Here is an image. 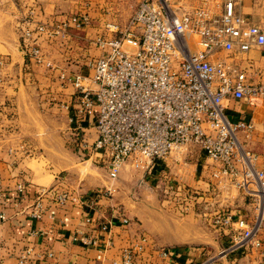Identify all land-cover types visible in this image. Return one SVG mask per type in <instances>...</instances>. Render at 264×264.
Masks as SVG:
<instances>
[{"label":"crops","instance_id":"1","mask_svg":"<svg viewBox=\"0 0 264 264\" xmlns=\"http://www.w3.org/2000/svg\"><path fill=\"white\" fill-rule=\"evenodd\" d=\"M133 1L0 0V175L7 192L0 201V264H17L25 250L30 251L29 264H119L121 249L141 236L148 244L134 264H264L261 250L225 252L228 237L213 228L211 217L217 212L249 217L253 205L234 187V178L222 183L212 178L218 166L201 151L155 161L148 171L127 164L115 181L91 151L94 119H76L71 80L76 75L91 77L88 63L101 55L95 38L105 24L123 29L134 12ZM173 1L176 6L200 5L196 0ZM237 11L264 33V0H242ZM79 15L88 16L86 28L62 26ZM30 23L46 29L35 40L38 61L28 57L21 42V32ZM237 60L247 68L252 85L264 90V46ZM84 84L95 89L88 80ZM225 106L231 120L252 124L245 146L257 169L264 171V94L250 101L228 100ZM165 178L199 192L197 213L190 207L185 215L198 218L197 225L169 219L168 214L182 215L167 201L168 194L148 195L147 188L164 193ZM18 184L24 187L22 196L16 192ZM53 186L68 194L66 204L55 203L50 194L40 198L41 189ZM37 201L42 206L39 219L32 215ZM104 224L111 226V244L101 255L96 247L75 241L106 239L100 231ZM161 249H167L171 259L161 260Z\"/></svg>","mask_w":264,"mask_h":264},{"label":"built area","instance_id":"2","mask_svg":"<svg viewBox=\"0 0 264 264\" xmlns=\"http://www.w3.org/2000/svg\"><path fill=\"white\" fill-rule=\"evenodd\" d=\"M197 1L198 8L178 15L170 0H141L123 29L105 24L94 40L101 55L88 63L91 77L76 75L71 80L76 89L73 110L78 121L94 119L96 139L90 148L111 181L127 164L148 171L155 161L178 159L192 149L201 151L218 166L212 178L221 183L234 178V187L253 205L249 217L229 212L211 217L213 228L228 237L225 252L256 249L264 254V171L257 169L245 146L253 126L243 119L231 120L225 106L228 100L250 101L264 94L250 82L247 68L241 66L244 60H237L253 47L264 46V33L239 14L242 0H222L219 13L209 11L211 0ZM89 23L87 15H79L62 26L81 29ZM45 32L43 25L31 23L22 30L21 42L29 58L39 60L35 40ZM86 80L95 89L86 86ZM161 183L164 194L186 202L181 211L201 197L197 190L169 178ZM16 192L24 194L22 184ZM48 194L59 205L69 201L68 194L56 186L39 192L40 198ZM6 195L0 175V201ZM41 212L37 201L32 215L39 219ZM100 231L106 234L102 241L88 237L75 241L96 247L101 255L111 244V226L101 225ZM147 244L141 236L122 248L119 264H134ZM157 256L171 259L167 249ZM30 257L29 250L23 251L17 264H29Z\"/></svg>","mask_w":264,"mask_h":264},{"label":"rangeland","instance_id":"3","mask_svg":"<svg viewBox=\"0 0 264 264\" xmlns=\"http://www.w3.org/2000/svg\"><path fill=\"white\" fill-rule=\"evenodd\" d=\"M133 1V0H132ZM141 0H134L133 1V3H134V9L136 8V6L138 5V3L140 2ZM197 1V0H196ZM220 3H221V1L220 0H211V2H210V5H209V11L211 12V13H219V11H220ZM131 4V3H130ZM170 5L173 7V10L175 11V13L176 14H178V15H180V14H182V13H188V12H192L194 9H196V8H198L197 6H194V5H192V4H190V3H188V2H185V3H183V4H179L178 6H176V4L174 3V1L173 0H170ZM129 6H127V8H128ZM134 9H133V11H134ZM132 12V11H131ZM133 14V12L131 13V15ZM131 17V16H130ZM128 20H126V22H127ZM188 168L186 167L185 168V172H186V174L188 175V172L186 171ZM185 172L183 171L182 172V175H184L185 174ZM182 184V183H181ZM149 194L148 195H152V194H158V196H161V195H159L160 193L162 194V196L163 195H165L164 193H162L161 192V190H157V192L156 191H152V190H150L149 188H147V189H145ZM144 190V191H145ZM167 197L168 198H166L167 199V201H171V202H173V204L175 205L174 207H176L177 209H178V211H179V213L182 215V216H179V215H170V214H168L169 215V219H172L173 221H175V222H177V223H183V222H185L186 220L188 221V222H190L191 221V223L194 225H197L196 223V221H199V219L198 218H194V219H188V218H185V217H187L188 215H187V211L190 209V207L192 208V209H195L194 210V212L195 213H197V206H199V205H197L196 204V201H193L192 203H189L190 205H189V207H188V209L186 210V211H181V207L186 203L182 198H180V197H176L174 194H168L167 195ZM211 206H209V208H210ZM147 208H150V207H147ZM164 212V211H163ZM165 213V212H164ZM163 214V213H162ZM163 215H165V214H163ZM185 215H187V216H185ZM192 221H194V223L192 222ZM202 221L203 220H201V223H202ZM204 223V222H203ZM202 223V224H203ZM145 234V233H144ZM195 236H197V232H195V234H194ZM201 236V235H200Z\"/></svg>","mask_w":264,"mask_h":264}]
</instances>
